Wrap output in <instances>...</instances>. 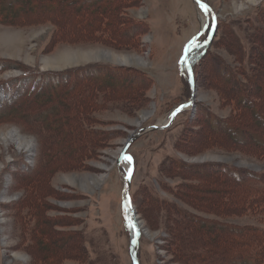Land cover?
I'll use <instances>...</instances> for the list:
<instances>
[{
    "label": "rangeland",
    "instance_id": "obj_1",
    "mask_svg": "<svg viewBox=\"0 0 264 264\" xmlns=\"http://www.w3.org/2000/svg\"><path fill=\"white\" fill-rule=\"evenodd\" d=\"M201 1L210 22L192 53L197 57L210 47L195 71L184 51L206 13L194 0H0V264L44 259L47 264H135L132 246L137 264H188L175 243L186 255L219 247L213 235H202L203 250L194 248L199 245L185 228L180 232L187 243L180 237L171 242L175 236L154 217L157 211H137L143 233L132 244L136 230L123 191L130 168L117 159L131 136L163 126L160 122L179 107L168 127L146 131L130 143V195L144 200L143 186L149 184L205 218L238 224H257V219L264 228L259 215L223 219L217 212L195 211L167 188L196 183L176 175L175 159L264 174V148L252 144L255 133H247L264 136V110L260 107L261 117L237 106L235 80L226 79L227 73L241 79L250 71L249 42L264 0ZM226 34L238 41L228 45ZM97 65L133 69L150 85L141 90V76L90 70ZM65 112L71 116L66 122ZM223 120H243L241 135L249 143L222 140L211 125ZM15 128L31 139L30 151L2 139ZM224 187L230 191L195 193L214 207L245 200L241 188ZM231 240L221 244L235 245Z\"/></svg>",
    "mask_w": 264,
    "mask_h": 264
},
{
    "label": "trees",
    "instance_id": "obj_2",
    "mask_svg": "<svg viewBox=\"0 0 264 264\" xmlns=\"http://www.w3.org/2000/svg\"><path fill=\"white\" fill-rule=\"evenodd\" d=\"M11 3L10 5H12ZM9 5V4H7ZM262 12V11H261ZM135 28L140 30L139 25ZM255 35L251 38L252 42L251 48H248V63H250V71L247 75L244 73L241 75V79L232 73H227V80L234 78L235 87L232 89L236 90L238 98L234 103L239 106L241 109H251L254 111V114L260 113L261 117L263 115L260 112V107L264 110V12L261 13V21L257 18L255 23ZM220 25L217 22V28L219 29ZM135 30L131 33V37H134ZM138 33V32H137ZM216 35V34H215ZM229 36L228 39L231 42L227 41L228 45L233 44L238 41L237 36L235 35H225ZM237 38V39H236ZM244 39V38H243ZM245 40V39H244ZM210 46H205L201 51L202 54L195 57L196 52L192 53L190 58V63L196 71V66L200 62L199 60L206 55ZM97 65L89 67L90 70L96 68H103L106 70L104 73L108 74L111 72L113 75L118 73V75L125 76H141L136 73L132 74L133 69H126L124 67H112L110 65ZM225 67V66H222ZM227 68V67H225ZM119 77V76H118ZM138 78V77H137ZM139 79V78H138ZM246 81H252L253 84L250 87L245 84ZM150 85V80L147 77L139 79V89L143 90ZM104 85V90H106ZM71 90V89H70ZM38 95V94H37ZM90 107L85 108L88 110ZM75 111V110H74ZM264 112V111H263ZM65 117L64 121H68L69 113H63ZM84 115V114H83ZM264 116V115H263ZM243 120L234 124L232 121L223 120L220 121L217 125H211L214 131H218L223 140V136L230 138L236 143V146H244L246 139L241 135V126ZM260 123V126L264 129V121ZM264 131V130H263ZM249 136L255 133L254 138L257 140L252 141V144L259 145L264 148V136L262 133L257 131H248ZM79 133V137H80ZM257 136L261 139L258 140ZM263 140V141H262ZM99 141V139L97 140ZM249 143V142H247ZM246 143V144H247ZM177 164L174 166L178 168L179 172H176V175L183 176L190 182L196 183H182L177 186H168L167 188L174 191L175 194H178V197L188 206L189 208L195 211H205L208 210L212 212L220 213V216L223 219L231 218L235 215H248L251 217L259 215V220L264 221V174L253 173L247 170H236L230 167L227 164H213V163H202V164H192L187 165L179 160H174ZM177 177V176H176ZM193 180V181H192ZM221 182L224 185L235 186V189L241 188L242 193L240 197H243L245 200L239 201L237 205L231 206H218L210 204H202L199 200L198 195H196L195 190L199 191H209V190H220V191H230L229 188L224 186H218L214 182ZM259 181V182H257ZM189 182V181H186ZM211 182L212 185L208 186L207 184ZM260 183V185H259ZM221 188V189H220ZM143 193L145 199L139 201L132 194L133 202L136 206L137 211L152 213L157 211L154 214V217L160 220L164 226L170 228L172 231L171 236L174 235L175 238L171 239V242L176 241V238L180 237L183 241V244L186 242V237L180 232L182 228L190 229V234L194 235V239L191 240L193 245L199 247H194L196 249L203 250V243L200 236H214L215 244L220 246L215 248L207 249L206 252H196L195 254L186 255L180 251V243H175L178 247H175L177 255L182 257L185 262L188 264H264V228H262L257 221V224H238L234 222L223 221H214L212 219L205 218L196 213L191 212L190 210L180 207L179 203L171 201L169 198L162 197L160 193L152 185L143 186ZM236 198H233L234 201ZM156 208V209H155ZM153 215V214H152ZM168 222V224H166ZM180 226V227H179ZM179 227V230H175ZM175 230V231H174ZM198 234V237L197 235ZM221 239V241H219ZM224 239L235 240V245H224ZM232 242V243H233ZM173 245V244H171ZM223 245V246H222ZM60 256V254H59ZM36 264V263H35ZM40 264H47V261L40 260Z\"/></svg>",
    "mask_w": 264,
    "mask_h": 264
},
{
    "label": "water",
    "instance_id": "obj_3",
    "mask_svg": "<svg viewBox=\"0 0 264 264\" xmlns=\"http://www.w3.org/2000/svg\"><path fill=\"white\" fill-rule=\"evenodd\" d=\"M202 5H204L202 2H200V6L202 7ZM207 22L205 24V26H202L201 30L199 31V33L194 36L191 40V43L193 42H196L197 43V39L205 32L206 28H207V25L209 23V15L207 14ZM185 59L186 61L189 60L188 58V49H186L185 51ZM190 74L192 75V70H191V67H190ZM191 83V88L193 90V81L190 82ZM192 98L194 99V94L192 92ZM179 109H177L173 115H175V113L178 111ZM163 127V126H162ZM159 127H157L156 125L152 126L150 129H158ZM147 131V128H142L139 130V132H137L135 135L131 136L129 138V140L123 145L122 149H121V154L122 155H125L126 153V150L128 149L130 143L132 142V140L136 139L139 135H141L143 132ZM125 190L128 192L129 191V185L127 182H125ZM128 207H129V210H130V213H131V218H132V222H133V225H134V228L136 230V234H135V239L133 240V243L134 244L141 236V229H140V226L138 225V218L136 217V209L132 203L131 200L128 201ZM132 248V252H133V257H135V249H134V246L131 247Z\"/></svg>",
    "mask_w": 264,
    "mask_h": 264
},
{
    "label": "bare ground",
    "instance_id": "obj_4",
    "mask_svg": "<svg viewBox=\"0 0 264 264\" xmlns=\"http://www.w3.org/2000/svg\"><path fill=\"white\" fill-rule=\"evenodd\" d=\"M195 1V3H197L198 5H199V0H194ZM251 2H253L254 0H250ZM204 5L206 6V7H201L202 9H204L205 10V13H209V8L207 7V5L204 3ZM38 17V16H37ZM205 24H206V17H204L203 19H202V25L203 26H205ZM196 45V42H193V43H191L190 45H188V51H190L194 46ZM137 60V62H139V60H141V58H132V61L133 62H135ZM123 62L124 63H126V62H128L126 59L125 60H123ZM169 120H168V118L165 120V121H161L160 123H162L163 125L164 124H166L167 122H168ZM2 139L4 140V141H8V140H14L15 142H17L18 144H20V145H25V149L27 150V151H30V149H31V147H29L30 146V142H31V139H28L26 136H24L22 133H20L19 132V130L18 129H12L11 131H9L8 133H4V134H2ZM27 148H29V149H27ZM121 154V153H120ZM118 158V157H117ZM118 162H120V163H123V164H125L128 168H131V165H132V160H131V158H129V156H127V155H124V156H120L118 159ZM130 170V169H129ZM130 172H131V170H130ZM130 178V177H129ZM129 178H126V180H128ZM222 186H224V185H222ZM222 186H221V188H222ZM220 188V189H221ZM138 225L140 226V229H141V224L140 223H138ZM134 259L136 260V258L134 257Z\"/></svg>",
    "mask_w": 264,
    "mask_h": 264
},
{
    "label": "snow or ice",
    "instance_id": "obj_5",
    "mask_svg": "<svg viewBox=\"0 0 264 264\" xmlns=\"http://www.w3.org/2000/svg\"><path fill=\"white\" fill-rule=\"evenodd\" d=\"M202 7H206L205 5H202Z\"/></svg>",
    "mask_w": 264,
    "mask_h": 264
}]
</instances>
